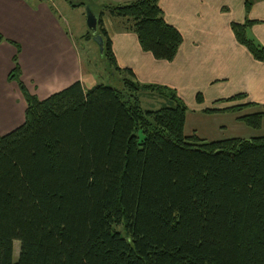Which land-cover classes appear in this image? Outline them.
Returning <instances> with one entry per match:
<instances>
[{
    "label": "trees",
    "instance_id": "16d2710c",
    "mask_svg": "<svg viewBox=\"0 0 264 264\" xmlns=\"http://www.w3.org/2000/svg\"><path fill=\"white\" fill-rule=\"evenodd\" d=\"M158 1L105 5L97 16L103 59L126 76V94L75 82L38 100L20 81L15 45L8 78L26 110L24 123L0 136V264H264V136L185 137L187 108L176 93L139 84L116 64L105 13L125 20L143 52L174 60L182 36L166 23ZM251 6L246 0V14ZM252 25L246 19L230 30L264 63V47L246 32ZM145 91L169 105L144 110L139 93ZM196 102H203L200 94ZM238 120L259 130L264 106Z\"/></svg>",
    "mask_w": 264,
    "mask_h": 264
},
{
    "label": "crops",
    "instance_id": "0c3cea01",
    "mask_svg": "<svg viewBox=\"0 0 264 264\" xmlns=\"http://www.w3.org/2000/svg\"><path fill=\"white\" fill-rule=\"evenodd\" d=\"M134 1L137 0H78L72 5L77 8L87 4L92 12L95 8L93 13L98 16L102 6ZM245 2L159 0L164 20L182 36V44L171 62L157 61L143 52L136 35L127 30L125 20L105 13L102 22L118 68L130 70L139 84L175 91L185 103V131L190 107L195 115L204 114L203 110L220 106L218 101L240 93L246 98L239 105L264 106V63L256 62L230 30L232 23L243 25L247 19L253 22L247 34L264 47V0H252L248 14ZM65 4L74 8L69 0H0V35L5 39L0 44V136L20 127L25 118V100L16 82L8 78L17 53L15 45L20 48V81L38 100L75 82H80L85 90L95 86L91 76H85L70 23L65 19ZM80 31L83 37V29ZM86 80L89 89L85 87ZM197 93L203 97L200 105L195 102ZM220 113L225 115H204Z\"/></svg>",
    "mask_w": 264,
    "mask_h": 264
},
{
    "label": "rangeland",
    "instance_id": "374dc122",
    "mask_svg": "<svg viewBox=\"0 0 264 264\" xmlns=\"http://www.w3.org/2000/svg\"><path fill=\"white\" fill-rule=\"evenodd\" d=\"M70 1L71 2L74 1L75 3H78L77 2L78 0H70ZM64 7L66 8V12L68 16V18L65 19H67V21L70 23L73 39L77 43L82 58L83 68H84L83 70L85 76H91V78L94 81L92 83H95V86L103 85L118 90L123 94H126V90L123 85V78L126 76L114 70L112 67L108 65V62L105 59H103V56L99 52V48L93 41V36L91 31L87 27L86 8L88 7V5L85 4L83 7L79 5L77 8H72L68 4H65ZM95 11H96L95 8H93L94 13ZM80 29H83L84 32L83 37H80V33H81ZM247 35L249 38H251L249 34ZM87 36H89V39L87 38ZM86 39L88 40L86 41ZM85 87L86 89H89L87 88L89 87L88 80H86L85 82ZM197 94L194 97L195 102H196ZM139 100L142 108L148 111H157L162 107L169 105L168 101L160 98L158 94L149 91L139 93ZM242 101H236L231 103H220L221 104L220 106L217 107L216 105V107L215 106L213 107L214 110L218 108L217 110H219V112H225V115L224 113L223 114L220 113L213 116L204 115L206 114L205 113L206 110H211V109L203 110L202 112L204 114L200 113L199 115H195L193 112H191L192 108L190 107L188 113V121L184 131L185 137H190L193 134H196V136L201 138V140L204 139L208 142L219 141V139L220 140L229 139L232 137L241 138V139H252V138L263 137L264 124L262 125L260 130H252L248 128L244 123L238 120L240 117L254 114L260 111L261 109L260 106L256 104H252L249 105L247 108L241 109V111H235V110L226 111V109L228 108L242 104L243 103ZM196 104L198 103L196 102ZM223 107H227V108L222 109ZM236 118L238 121H236ZM19 250H20V243L18 241H14L13 255H12V260L14 263H17L18 261Z\"/></svg>",
    "mask_w": 264,
    "mask_h": 264
},
{
    "label": "water",
    "instance_id": "95a60500",
    "mask_svg": "<svg viewBox=\"0 0 264 264\" xmlns=\"http://www.w3.org/2000/svg\"><path fill=\"white\" fill-rule=\"evenodd\" d=\"M86 18H87V27L91 31L92 36H93V41L99 48L100 54L103 56L104 53V42L103 39L100 35L97 34V17L96 15L92 12V10L87 7L86 8Z\"/></svg>",
    "mask_w": 264,
    "mask_h": 264
}]
</instances>
